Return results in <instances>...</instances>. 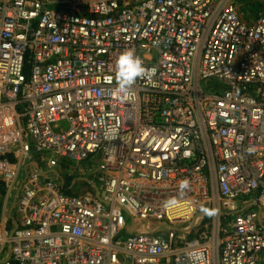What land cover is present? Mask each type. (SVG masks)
Listing matches in <instances>:
<instances>
[{
    "label": "built area",
    "instance_id": "1",
    "mask_svg": "<svg viewBox=\"0 0 264 264\" xmlns=\"http://www.w3.org/2000/svg\"><path fill=\"white\" fill-rule=\"evenodd\" d=\"M0 191V264H264V8L0 0Z\"/></svg>",
    "mask_w": 264,
    "mask_h": 264
},
{
    "label": "clouds",
    "instance_id": "2",
    "mask_svg": "<svg viewBox=\"0 0 264 264\" xmlns=\"http://www.w3.org/2000/svg\"><path fill=\"white\" fill-rule=\"evenodd\" d=\"M150 71L151 74L155 73V69ZM116 74L121 89H124L130 87L138 78L148 75L149 70L144 67L143 62L134 55L131 49H127L117 58ZM183 186H186V183Z\"/></svg>",
    "mask_w": 264,
    "mask_h": 264
},
{
    "label": "rangeland",
    "instance_id": "3",
    "mask_svg": "<svg viewBox=\"0 0 264 264\" xmlns=\"http://www.w3.org/2000/svg\"><path fill=\"white\" fill-rule=\"evenodd\" d=\"M236 2L240 10L241 17L246 23H251L256 14L264 8V0H236ZM84 187L81 183H78L77 185H74L72 189H76L74 191L75 193H80L79 190L83 189ZM86 190L87 188L85 191ZM207 218L208 217H204L202 222H206ZM158 229L167 231L169 228L167 226L161 225L158 227Z\"/></svg>",
    "mask_w": 264,
    "mask_h": 264
},
{
    "label": "crops",
    "instance_id": "4",
    "mask_svg": "<svg viewBox=\"0 0 264 264\" xmlns=\"http://www.w3.org/2000/svg\"><path fill=\"white\" fill-rule=\"evenodd\" d=\"M77 178V177H76ZM65 180H66V183H69V181H70V178H65ZM77 181H76V183H75V185H77L78 183H81L82 185H83V187L85 186V187H87V188H89L90 186L89 185H87V183L85 182V181H83V180H81V179H76ZM3 197H2V193H1V191H0V200L2 199Z\"/></svg>",
    "mask_w": 264,
    "mask_h": 264
}]
</instances>
